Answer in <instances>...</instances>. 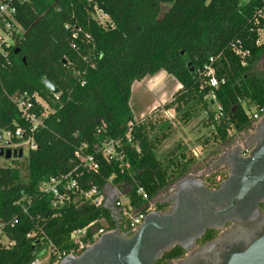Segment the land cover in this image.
<instances>
[{"label": "trees", "instance_id": "16d2710c", "mask_svg": "<svg viewBox=\"0 0 264 264\" xmlns=\"http://www.w3.org/2000/svg\"><path fill=\"white\" fill-rule=\"evenodd\" d=\"M96 6L110 16L107 26L94 17ZM263 7L264 0L19 3L16 20L22 36L0 55V130L29 126L13 101L17 94L38 93L52 112L33 133L37 148L29 149L24 161L12 157L11 164L0 163V223L14 242L9 248L0 245V264H31L50 242L68 254L75 247L71 233L94 221L104 219L107 229L117 226L105 205L55 208L52 196L39 190L42 182L72 173L84 190L96 186L104 191L112 184L128 192L132 206L140 209L194 165L195 158L181 144L163 157L157 155L173 128L162 131L149 119L151 112L135 117L131 98L136 81L160 71L172 75L181 87L163 108L174 109L185 124L206 110L207 122L215 127L213 137L222 144L232 141L230 130L239 133L250 127L247 110L264 106V65L259 67L264 42L257 43L264 29L257 12ZM235 49L248 53L242 56ZM212 57L217 87L208 84L205 74ZM46 78L58 93L46 87ZM130 122L131 142L126 138ZM107 138L121 140L129 167L104 157L100 145ZM77 150L93 155L98 169L83 165ZM140 187L147 199L138 194Z\"/></svg>", "mask_w": 264, "mask_h": 264}, {"label": "flooded vegetation", "instance_id": "af4514ba", "mask_svg": "<svg viewBox=\"0 0 264 264\" xmlns=\"http://www.w3.org/2000/svg\"><path fill=\"white\" fill-rule=\"evenodd\" d=\"M235 136L220 174H185L138 228L107 229L49 264H264V116Z\"/></svg>", "mask_w": 264, "mask_h": 264}, {"label": "built area", "instance_id": "2783aa9c", "mask_svg": "<svg viewBox=\"0 0 264 264\" xmlns=\"http://www.w3.org/2000/svg\"><path fill=\"white\" fill-rule=\"evenodd\" d=\"M25 0H0V55H6L7 50L11 48L15 43L17 38L22 36L23 28L18 24L16 20V14L18 11V4ZM257 22L264 21V7L259 9L257 12ZM94 17L99 20V22L107 26L110 22V16L104 12L99 7H95ZM264 42V29L259 30V39L257 43ZM238 54L245 56L248 52H243L239 49H235ZM214 58L210 59V63L205 66V74L208 77V84L213 87H217L219 82L216 77V71L212 63ZM212 96L215 95L212 93ZM13 101L17 105L22 117L26 122L29 123L27 128L17 127L15 131L12 130H0V147H13V148H23L28 146L29 149H36L37 143L34 139L33 133L35 130L43 125V120L51 112L52 109L49 103L41 97L38 93H21L13 96ZM36 107L41 108V112H37ZM220 109V106H219ZM248 116L252 121V124L258 122L264 116V106L252 107L247 110ZM145 116V115H144ZM144 116H141L144 117ZM217 119L221 117V113L217 116ZM133 123H129V130L126 138L129 142L132 141L131 130ZM17 137L22 139L21 142L12 143V138ZM10 141V145L6 142ZM100 151L107 159L115 158L120 160L122 165L129 167L128 163H124V153L122 150V143L119 139L107 138L100 145ZM195 156H198L196 150L193 151ZM75 156L80 159L81 163L92 170L98 169V163L91 154H83L81 150H77ZM39 190L45 194L52 196V205L55 208H61L66 204H83L85 202H91L96 206L105 205L108 200V192L106 190L101 191L98 187L93 186L89 190H84L80 188L77 178L73 177L72 173L59 175L52 177L47 181L40 184ZM128 194V192H122L119 190V196L115 201V206L118 210L119 219L115 218L118 225L130 226L132 228H138L146 214L153 210L154 203L149 201L145 207L136 209L132 206L129 198L128 200L123 199V195ZM138 194L142 195L144 199H147V195L142 187L138 188ZM101 223L102 226L96 228L97 223ZM94 221L87 226L74 230L70 235V240L75 244L74 248H83L84 245L107 230V224L104 219L99 221ZM3 223H0V245L9 248L14 242L11 241L5 234ZM91 231V239L85 240L88 232ZM34 235V234H29ZM66 253L58 250L50 242L49 245L41 249L36 258L31 262V264H49L51 261H57L61 257L65 256Z\"/></svg>", "mask_w": 264, "mask_h": 264}, {"label": "rangeland", "instance_id": "374dc122", "mask_svg": "<svg viewBox=\"0 0 264 264\" xmlns=\"http://www.w3.org/2000/svg\"><path fill=\"white\" fill-rule=\"evenodd\" d=\"M167 8L168 6L166 4L163 7V13L167 10ZM263 65L264 59L260 63L259 67L261 68ZM170 78L173 77L170 75H168V77L166 76V78L159 84H153V88L149 87L150 85L147 80L141 82L136 81L134 83L131 106L133 108L135 117L140 118L141 116H150L151 114L149 119L157 121L160 127H162V131L167 130L166 126H172L173 129L171 136L163 143V145L159 147L156 152L159 157L165 156L170 150L181 144L184 146L185 153L188 156H193L195 158L194 171H196V174H198L200 171H205V173H203L204 176L205 174L208 176L211 173L213 176L220 174V172H222L221 168L218 166L214 167V165L217 164L218 157L223 153L225 146L214 139L213 135L215 132V127L213 125H209L210 122L207 120L209 116L208 112L206 110H200L189 123L185 124L179 120V116L174 111V109L166 110L163 108L165 103L172 100L173 94L175 92L173 82L176 80L174 78ZM217 106L218 105L215 103L214 108ZM209 108L212 110V107ZM142 113L143 115H141ZM157 132L160 133V131ZM230 133L234 135L231 142H236L238 137L235 136L234 130H230ZM194 150L198 152L199 157L194 155ZM28 152L29 147L25 146L24 155L21 157V161H24L25 158H27ZM11 162V159H0V163L2 165H9ZM169 188L170 187L162 191L159 194V197L157 196L155 199L160 202L161 196L165 198L168 194L172 193L173 191L170 192ZM124 192L126 191L124 190ZM123 199L125 201L128 200V195L124 194Z\"/></svg>", "mask_w": 264, "mask_h": 264}, {"label": "water", "instance_id": "95a60500", "mask_svg": "<svg viewBox=\"0 0 264 264\" xmlns=\"http://www.w3.org/2000/svg\"><path fill=\"white\" fill-rule=\"evenodd\" d=\"M44 84L46 85V87L51 90L53 93H58L59 89L57 88V86L48 78H46L44 80ZM7 145H10V141L6 142ZM24 155V149L23 148H13V147H0V157H5L6 159H11L12 157H23ZM111 184H108L105 188V190L110 186ZM118 191V190H117ZM119 196V191L116 193H110L108 192V200L105 204L106 207H108L112 213L113 216L117 219H119V215H118V210L115 206V201ZM117 229L119 228V225L117 224Z\"/></svg>", "mask_w": 264, "mask_h": 264}, {"label": "crops", "instance_id": "0c3cea01", "mask_svg": "<svg viewBox=\"0 0 264 264\" xmlns=\"http://www.w3.org/2000/svg\"><path fill=\"white\" fill-rule=\"evenodd\" d=\"M168 73L166 72V71H160L159 73H157L156 75H154V76H148V77H146V78H144L142 81H144V80H147V82L149 83V87H151V88H153L152 86H153V84L154 85H157V84H159L160 82H162L165 78H166V76L168 77V75H170V74H168ZM170 76H172V75H170ZM173 77V76H172ZM174 78V77H173ZM173 78H170V79H173ZM175 79V78H174ZM176 81L175 82H173L174 83V90H175V92L181 87V84L178 82V80L177 79H175ZM139 82H141V81H139ZM155 87V86H154ZM156 107V106H155ZM141 115H143V113L141 114ZM168 140V139H167ZM166 140V141H167ZM163 145V144H162ZM198 149V148H197ZM195 165H193L192 167H191V169H190V171L188 172V173H186V174H189V175H192V174H196V171H194L195 170V167H194ZM208 172V171H207ZM203 173H205V171H200V172H198V174H201V175H203ZM197 174V175H198ZM205 176H206V174H205ZM176 186L177 185H175V184H172L171 186H170V188H169V191L170 192H172V191H174L175 189H176ZM119 191V189L117 188V187H115V186H113L112 184L106 189V191L107 192H110V193H117L118 191ZM154 200H156V201H154ZM154 200H152V203H157V199H154Z\"/></svg>", "mask_w": 264, "mask_h": 264}]
</instances>
